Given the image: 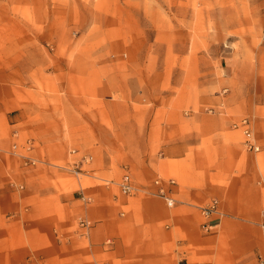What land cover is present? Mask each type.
Returning a JSON list of instances; mask_svg holds the SVG:
<instances>
[{"label": "rangeland", "instance_id": "rangeland-1", "mask_svg": "<svg viewBox=\"0 0 264 264\" xmlns=\"http://www.w3.org/2000/svg\"><path fill=\"white\" fill-rule=\"evenodd\" d=\"M5 88L16 125L0 116L12 141L0 153L63 190L156 196L135 176L150 167L153 185L183 184L190 165L165 174L159 159L186 137L211 164L216 143H238L264 179V0H0V98ZM242 119L256 152L242 145ZM125 173L145 190L122 195Z\"/></svg>", "mask_w": 264, "mask_h": 264}, {"label": "crops", "instance_id": "crops-1", "mask_svg": "<svg viewBox=\"0 0 264 264\" xmlns=\"http://www.w3.org/2000/svg\"><path fill=\"white\" fill-rule=\"evenodd\" d=\"M4 91L0 116L13 127L16 121L5 113L12 97L9 88ZM199 122L214 127L213 121ZM2 132L0 127L5 151L12 141ZM200 144L186 137L162 146L165 174L190 165L187 174H177L186 177L183 184L159 178L164 197L118 196L102 185L63 190L51 172L0 153V264H264L260 170L240 163L238 143H216L214 164ZM156 177L147 167L135 179L156 192Z\"/></svg>", "mask_w": 264, "mask_h": 264}, {"label": "built area", "instance_id": "built-area-1", "mask_svg": "<svg viewBox=\"0 0 264 264\" xmlns=\"http://www.w3.org/2000/svg\"><path fill=\"white\" fill-rule=\"evenodd\" d=\"M240 127H244V128L247 129L245 131V133H246L245 135H246L247 138H249V135H250L249 133L250 132H249V128H248V122L246 121V119H244L243 121L240 122ZM245 145L248 147V149H253L255 152L258 150V147L255 146L254 144L250 143L249 139H247ZM83 160H84V162H86V158H84ZM27 163H29L31 165L33 164V162L31 160H29V159H27ZM34 163H35V161H34ZM155 185H157L158 189L154 193V195L159 196V197H164L163 190H162L161 187H159L160 186L159 183L155 182ZM119 190H120V193L122 195H125V196H129V195H133L134 194L135 186L133 185L132 180H131V178H130L128 173H125L122 176L121 182L119 183ZM165 199L167 200V198H165ZM210 206H211L210 208L212 209V208H214L216 206V203L213 202ZM81 225L83 227H87L89 224L86 223V222H81Z\"/></svg>", "mask_w": 264, "mask_h": 264}, {"label": "bare ground", "instance_id": "bare-ground-1", "mask_svg": "<svg viewBox=\"0 0 264 264\" xmlns=\"http://www.w3.org/2000/svg\"><path fill=\"white\" fill-rule=\"evenodd\" d=\"M243 121V120H242ZM241 128H244V127H241ZM247 129L246 128H244V130H243V135H244V137H245V142H244V145L246 144V141H247V139H249V141L251 140V137H250V135H249V138H247L246 137V133H245V131H246ZM250 134V133H249ZM250 143H251V141H250ZM156 183H160L159 185V187H161V182L160 181H158V180H156ZM119 185V184H118ZM136 192H138V190L135 188V192H134V194L136 193ZM164 193V192H163ZM133 194V195H134ZM165 194V193H164ZM166 200V199H165ZM166 205L168 206V207H171L172 206V200H170V199H167L166 201Z\"/></svg>", "mask_w": 264, "mask_h": 264}]
</instances>
